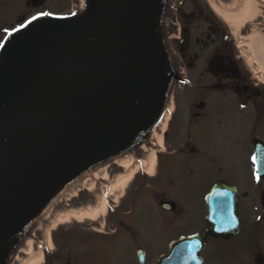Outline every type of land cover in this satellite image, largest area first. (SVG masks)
Masks as SVG:
<instances>
[{
  "label": "flooded vegetation",
  "instance_id": "flooded-vegetation-1",
  "mask_svg": "<svg viewBox=\"0 0 264 264\" xmlns=\"http://www.w3.org/2000/svg\"><path fill=\"white\" fill-rule=\"evenodd\" d=\"M20 1L24 14L2 30L0 53L34 23L45 24L47 0ZM158 16L161 26L168 16L170 27L162 32L160 26L161 45L156 28L146 26L160 62L153 102L136 129L94 159L86 173L99 185V194L105 191V222L84 227L69 222L72 226L53 230L30 227L0 255L20 264L28 259L30 242L32 255L41 257L39 264H112L125 249L129 264H264V172L256 170L257 155L264 154V78L245 67L226 27L203 0L169 5L158 0L154 22ZM126 176L116 204L108 186ZM220 186L235 189L231 219L223 211L216 218L209 215L207 202H220ZM96 196L57 211L94 207ZM191 204L197 207L192 210ZM69 207L73 209L65 210ZM143 214L159 220V230L184 221L192 229L178 236L162 231L164 238L157 233L153 244L136 227ZM228 228L226 238L221 237L220 230ZM189 238L194 243H186Z\"/></svg>",
  "mask_w": 264,
  "mask_h": 264
},
{
  "label": "water",
  "instance_id": "water-1",
  "mask_svg": "<svg viewBox=\"0 0 264 264\" xmlns=\"http://www.w3.org/2000/svg\"><path fill=\"white\" fill-rule=\"evenodd\" d=\"M88 4L83 21L34 26L0 59V241L36 213L52 186L136 129L153 102L160 62L144 22L158 0ZM220 202L207 203L210 215L231 219L234 190L220 186Z\"/></svg>",
  "mask_w": 264,
  "mask_h": 264
},
{
  "label": "rangeland",
  "instance_id": "rangeland-1",
  "mask_svg": "<svg viewBox=\"0 0 264 264\" xmlns=\"http://www.w3.org/2000/svg\"><path fill=\"white\" fill-rule=\"evenodd\" d=\"M166 4H176L179 0H165ZM208 10L212 15H216L211 6V2L216 5L222 6L226 12L231 16L232 20L230 21L232 25L227 24L222 19L218 18L226 27V31L229 33V37L232 39V42L235 43L237 50L242 56L245 67L252 70V72L257 73V77L264 78V5L255 1V0H203ZM59 4V5H58ZM247 4V5H246ZM24 5V3H23ZM46 6L44 9H48L49 14L46 15L50 20H60L67 21L69 23H79L85 19L84 12L82 11V0H47ZM246 5V6H245ZM20 0H0V38L3 35V29H9L12 25H15L23 16L24 10ZM40 11V10H39ZM33 13V12H32ZM88 14V13H87ZM160 16V15H159ZM159 16L155 19L153 28H156V38L161 44V32H160V19ZM162 32L164 30L168 31L170 27L169 17H164ZM234 29L236 32H234ZM171 39L166 41L168 47L171 46ZM162 45V44H161ZM254 57L256 60H254ZM263 63L259 65L257 63ZM103 168V167H102ZM95 171H93L94 173ZM95 179L89 177L88 174H84L81 180L77 177H73L71 181H67L59 192L51 199L47 201V204L44 208V211L36 216L35 222L30 227L35 228H44L48 230L51 227L50 222L53 220L51 209L54 208L53 214H59L60 211H57V207L62 205H70L75 201L89 199L92 193H96L97 201L102 197L105 200L104 203V215L108 210L107 197L105 191L102 194H99L97 191L99 185L94 183ZM84 185L82 187L81 185ZM84 188V189H83ZM83 189V190H81ZM87 189L88 191H86ZM80 190V191H78ZM123 186L120 184L117 188L111 192L113 195V200L116 201V204L119 203V195H122ZM240 192H247V189L239 188ZM250 201V200H248ZM112 204V203H110ZM94 205V204H93ZM92 204L83 206H93ZM113 205V204H112ZM115 205V204H114ZM196 204H191L190 209L196 208ZM73 209L72 207L65 208V210ZM198 212V210H197ZM48 215V218L45 219V215ZM104 220V221H103ZM106 220L105 217H99L95 220L100 224H103ZM193 219L190 218V222ZM74 224V221H69ZM88 224H94L89 221H82L78 227L90 226ZM136 227L144 233V238H149L151 243L154 244V238L157 233L161 234V240L164 238L162 231L166 233H172L173 236L180 235V231L189 232L192 229L189 221H184L183 223H177L174 228L167 230H159V220H157L153 215H141L135 221ZM73 225V226H74ZM194 225V224H193ZM64 227L72 225H62ZM61 227V226H59ZM97 227V226H96ZM139 232V231H138ZM15 243V242H12ZM6 245L0 246V252L5 251ZM116 258L115 263L112 264H129L127 249L121 251V253L115 254ZM114 258V256L112 257ZM0 260L2 264H19L18 260L10 259L7 255H0Z\"/></svg>",
  "mask_w": 264,
  "mask_h": 264
},
{
  "label": "bare ground",
  "instance_id": "bare-ground-1",
  "mask_svg": "<svg viewBox=\"0 0 264 264\" xmlns=\"http://www.w3.org/2000/svg\"><path fill=\"white\" fill-rule=\"evenodd\" d=\"M255 1L264 5V0H255ZM211 6H212L213 12L220 19H222L227 24L232 25L230 22L232 20L231 16H229V14L226 12V10L222 6L216 5L213 2H211ZM81 9L84 12V16H85L88 12V0H82ZM145 24L147 26L148 25L152 26V25H154V21L150 20V21L145 22ZM234 32H236L235 29H234ZM254 60H256L255 57H254ZM257 63L261 66L263 65V63H259L258 61H257ZM152 163H153V158L151 157V159L149 161V169L147 171L148 173L151 172ZM122 166L125 168L127 166V164H122ZM78 171H79V173L76 176H82V175L86 174L89 170L87 169V167L82 166ZM29 172H30V168L27 166H24L22 169V172H21V181L22 182H23V180H25L28 177ZM73 176H74V174L72 176H70L67 181H71ZM76 176H74V177H76ZM128 180H129V176H126L123 178H118L114 183H112L110 186H108L107 192L108 193L113 192L117 188V186H119L120 184L123 186V189H124ZM67 181H63V182L57 183L54 186H52L47 197L40 204L37 213L32 218H29L26 221H24L21 224V226H22L21 229L16 231L14 234H11L10 236H8L3 241H0V244H6L9 241L17 239L20 236V233L22 234V232H24L27 228H29L35 222L36 216L41 214L44 211V208L47 204V201L49 199L53 198L59 192L60 188H62V186ZM100 216L101 217L104 216V200L102 199V197L97 201V204L94 207L83 208L80 210H70L69 212L64 213V214H60V213L56 214L54 216L53 220L50 222V224H51L50 229L53 230L56 227H59L60 225H64V224L69 223V221H71V220L76 222V223H79V224H81L82 221L94 222ZM26 253L28 255V259L22 261L20 264H39L40 263L41 257L39 255L33 256L32 253L30 252V242L28 243V250L26 251Z\"/></svg>",
  "mask_w": 264,
  "mask_h": 264
},
{
  "label": "snow or ice",
  "instance_id": "snow-or-ice-1",
  "mask_svg": "<svg viewBox=\"0 0 264 264\" xmlns=\"http://www.w3.org/2000/svg\"><path fill=\"white\" fill-rule=\"evenodd\" d=\"M43 15H47V13H43ZM35 18H36V17H33V19H35ZM9 35H10V33H9ZM221 195H224V194H221ZM222 203H223V202H219L217 206H218L219 208H223V207H222Z\"/></svg>",
  "mask_w": 264,
  "mask_h": 264
}]
</instances>
